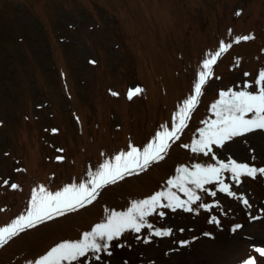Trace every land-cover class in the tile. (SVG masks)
Returning a JSON list of instances; mask_svg holds the SVG:
<instances>
[{"label":"rangeland","instance_id":"obj_1","mask_svg":"<svg viewBox=\"0 0 264 264\" xmlns=\"http://www.w3.org/2000/svg\"><path fill=\"white\" fill-rule=\"evenodd\" d=\"M243 36L254 38L235 42ZM222 41L231 47L164 159L102 188L91 204L21 232L0 246V264H29L157 192L186 200L170 183L182 168L229 158L264 167V129L207 155L191 151L198 130L216 118L211 105L220 92L242 90L264 69V0H0V226L26 214L39 186L79 183L130 145L142 149L163 127L170 130L194 94L202 61ZM221 179L236 197L220 192L218 182L208 191L189 183L201 196L192 212L165 208L162 198L146 217L152 229L128 230L99 260L90 253L74 264H264L255 251L264 248V174L236 182L224 171ZM156 228L172 233L157 237Z\"/></svg>","mask_w":264,"mask_h":264},{"label":"snow or ice","instance_id":"obj_2","mask_svg":"<svg viewBox=\"0 0 264 264\" xmlns=\"http://www.w3.org/2000/svg\"><path fill=\"white\" fill-rule=\"evenodd\" d=\"M253 38L252 36L237 37L235 42ZM230 47L231 44H225L222 41L215 54H210L209 58L202 61V70L198 73V80L194 84V94L184 100L170 130L162 126L163 131L157 132L153 141L142 149L130 145L128 151L120 152L112 160L102 163L95 171H90L86 180L66 185L56 191L48 190L44 186L34 189L26 214H21L9 224L0 226V246L26 229L34 228L55 217L63 216L91 204L96 200L102 188L124 179L126 175L144 171L151 164L163 160L170 147V142L179 139L180 133L186 127V121L190 118L191 112L202 95L203 86L212 76L213 65ZM245 75L249 74L245 73ZM253 87H255V91L250 90ZM141 91L142 89L138 87L130 89L128 98L131 99ZM219 96L220 98L211 105L216 118L211 122H205L206 127L198 130L199 139L192 142L191 151L194 153L207 155L212 153L214 145L223 147L225 142L231 141L235 137L256 129H264V69L258 72L254 81H246L242 90L228 89L221 91ZM224 171L231 173V178L234 181L240 182L242 176L254 178L257 173L264 174V167L257 168L229 158L227 162L218 161V166L216 164L206 166L196 164L191 171L186 167L182 168L183 175L170 183H174L185 193L186 200L179 199L175 193L169 191L167 193L157 192L150 197L133 201L126 211H111L106 222L96 224L91 231L83 233L81 239L62 241L29 264H65V262L74 264L81 258H86L90 253L95 256L96 260H99V254L108 251L110 242L121 237L126 231L133 230L140 233L143 228L152 229L153 225L146 222V217L156 212V209L161 206L162 198H166L168 201L163 204L165 208L172 210L179 208L192 212L194 209L191 205L199 202L201 196L193 188L187 187L189 183L194 185L195 189L208 191L205 188L206 185L218 182L220 192L230 197H236L238 194L232 191V186L221 179ZM11 187L16 188L17 185L12 184ZM210 194L215 196L216 192L212 191ZM241 202L245 205L248 204V200L242 196ZM214 206H218V204H198L199 208L209 211ZM159 214L164 215L163 212ZM211 222L219 223L215 218ZM239 227L240 225H236V228ZM171 233V229L156 228L152 235L161 237L169 236ZM181 243L187 242L182 241ZM255 251L264 257V248H256ZM244 264H255V258H249Z\"/></svg>","mask_w":264,"mask_h":264}]
</instances>
